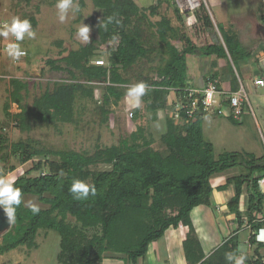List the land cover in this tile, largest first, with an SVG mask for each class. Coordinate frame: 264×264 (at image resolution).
Returning a JSON list of instances; mask_svg holds the SVG:
<instances>
[{"label":"trees","instance_id":"obj_1","mask_svg":"<svg viewBox=\"0 0 264 264\" xmlns=\"http://www.w3.org/2000/svg\"><path fill=\"white\" fill-rule=\"evenodd\" d=\"M92 1L105 15L98 27L99 38L94 42L106 45L117 41V50L109 58V67L90 64L97 55L94 45L70 52L64 61L69 67L78 69L88 82L110 83L105 87L104 107L101 108L107 117L110 111L105 107L110 105L111 99L119 102L129 89L130 80L120 70L128 73L153 49L142 41L141 30L135 27L134 20L141 16L145 19L146 15L134 0ZM80 3L83 5V0ZM173 5L182 20L180 8L176 3ZM203 5L194 15L202 32L214 33L216 40L212 45L197 47L189 36L181 33V29L173 28L168 19L155 24L159 40L168 41L169 46L166 50L160 48V55L166 58L160 56L157 75L139 77V83L144 82L148 87L141 97L140 107L133 109L135 119L143 116L142 105L153 121L159 120V112L173 107L170 103L172 91L181 92L189 86L184 67L179 66L182 58L200 53L231 59L236 66L239 60L247 57L232 28L219 29L224 44L215 28H208L211 26L210 14ZM157 8L152 6L150 13L157 14ZM31 23L32 27L36 26L33 19ZM169 38L182 46L171 44ZM69 73L77 80L75 73ZM216 78L217 75L211 73L206 77V83ZM12 85L11 97L21 103V93L27 91L28 85L17 79ZM237 90L232 88V91ZM79 92L89 97L94 95L93 88L83 83L56 82L53 89L34 101L32 109L21 105V113L11 115L7 111V115L17 120L21 128H28L31 116L43 123L70 124L75 120V100ZM204 117L203 111L193 118L185 114L178 120L166 116L159 142L147 134L145 127L139 126L118 145L97 147L93 154L66 150L34 151L22 143L12 145L11 151L21 164L35 159L39 162L14 180L13 186L21 191V204L17 207L15 222L1 235L0 255L21 247L37 249L40 233L55 231L60 236L58 264H103L105 259L117 260L120 264H140L153 243L161 240L167 231L184 226L189 229L184 242L188 264H229L226 254H239L237 237H231L206 259L192 222V213L200 206L211 205L214 190L211 178L214 175L242 166L245 174L228 179L226 185L217 189L223 191L234 185L235 196L229 203V212L235 216L239 228L247 222L245 225L252 232L251 245L257 247L258 260L254 263L263 264L259 251L264 244L258 241L257 235L264 225V190L259 183L264 178V156L258 158L244 151L216 156L214 145L204 136ZM4 138L1 132L0 146H4ZM50 157L55 158L49 160ZM101 166L105 169L101 170ZM34 172H37L35 176ZM0 177L4 175L0 173ZM75 179L94 185L95 195L75 199L69 191ZM244 196L247 208L242 211ZM26 197L36 198L43 206L38 214L34 215L31 207L26 205Z\"/></svg>","mask_w":264,"mask_h":264},{"label":"rangeland","instance_id":"obj_2","mask_svg":"<svg viewBox=\"0 0 264 264\" xmlns=\"http://www.w3.org/2000/svg\"><path fill=\"white\" fill-rule=\"evenodd\" d=\"M80 1L72 0V6L68 10L64 21L61 22L58 16L59 10L56 8L57 0H30L29 2L25 0H0V27L13 17H19L21 20L27 19L30 23L33 19L36 23V26L32 27L35 37L28 38L25 36V39L19 42L27 53V56L21 57L19 61L11 59L3 51L7 43L16 42L14 38L11 36L7 39L0 37V133L2 132L6 141L4 146H0V173L10 181H14L25 171L36 167L39 162V159H35L25 165L21 164L11 151L12 145L15 143H22L34 151L66 150L93 154L97 147L106 148L118 145L123 139L128 138L131 133L136 131L139 126L145 127L147 134L152 135L159 142L160 135L165 129L164 120L166 116H174L173 102L176 95L173 91L170 96V103L173 107L159 112L158 121L152 120L151 114L145 111L143 105V116L138 119H135V116L131 117L135 108L132 106L134 100L127 95L117 103L112 98L110 105L105 107L110 111L109 115L106 117L103 114L101 108L104 107L105 87L110 83L86 81L78 69H73L67 65L64 58L72 51H79L87 45H94L97 55L91 60L90 64L96 66L98 60H103L104 65L100 66L109 67V58L117 50L118 42L112 41L106 45L94 42L99 38L98 27L105 18L104 11L96 8L92 0H83V5ZM134 1L141 8L142 13L146 15L145 19H141V16L134 20L135 27L140 28L142 41L153 50L147 58L129 69L128 73L120 70V73L130 80L128 87L139 83L141 75L145 77H155L157 75L156 68L159 66L160 56H162L160 55V48L166 50L169 46L167 45L168 41L159 40L156 32L157 27L155 24L162 19H168L173 28L181 29V33L189 36L197 47L201 45L199 48H203V45L209 44L214 38L213 32H209V35L202 33L201 27L197 25L198 19L195 18V12L189 10L185 5L186 0ZM200 1L201 4H204L205 10L210 13L211 26L207 27L216 29L217 23L219 29H221L226 23L227 28H232L240 38L242 37L241 47L248 54L246 58L255 60L264 44V22L262 20V17H264V0H224L227 8L217 7V0ZM173 3L180 7L182 20H180ZM207 3H209L208 6ZM155 5L158 7L157 14H151L150 8ZM142 13L141 15H143ZM83 25L89 28L88 41L82 40L77 34L79 28ZM216 33L218 35V32ZM202 38L207 39L208 42L206 44L200 43ZM169 41L173 45L182 46V43L173 41L171 38H169ZM162 57L166 58L165 55ZM195 59L199 61L198 58ZM231 62L230 64L234 69V64ZM187 63V58H182L179 66H183L185 70V67L188 66ZM219 65H222V63L219 62ZM223 65L225 68L218 74L220 78L227 79L229 73L232 72L231 67L224 63ZM237 65L240 66L239 62L236 63V67ZM69 71L75 73L77 80L73 79ZM233 75H236L235 71ZM15 79L28 85L27 91L21 93L23 96L21 103L11 97L14 90L12 81ZM56 82H77L93 88L94 95L92 97L81 92L77 94L73 123H43L31 116L27 123L28 128H21L18 126L17 120L7 115V111L11 115L21 113V105L32 109L34 101L47 90L53 89ZM187 88L192 87L188 86ZM258 94L259 96L253 94L250 96L253 111L247 109L241 120L242 122L238 121L240 124H235L228 118L218 115L212 118L204 117V136L214 145L216 156L224 152L236 151H244L250 154L256 152V154L264 156V99L261 100V96H264V89L259 90ZM54 158L50 157L49 160ZM13 169L16 170L13 171ZM100 169L104 170L105 167L102 168L101 166ZM245 173L244 167L238 166L224 173L214 175L211 178V185L213 189L215 188L214 195L212 194L213 202L210 206H200L202 208L199 207L198 212L195 211L196 216L194 219H196V222L208 220V216H212L213 210L221 214L220 204H216L215 199L219 195H226L231 200L232 190L235 187L230 185L224 189L225 191H219L216 187L225 184L228 177L230 179ZM36 174L37 172H34L33 176ZM25 203L28 207L33 204L39 208L43 207L34 197H26ZM184 231L186 233V228ZM169 233L170 230L162 238L163 242L167 239L171 240ZM1 235L0 243L2 240ZM37 241L39 245L37 249L30 250L27 247H21L5 255H0V264H58L59 234L55 231L41 232ZM168 248L172 250L171 247ZM176 253L177 250L174 251V255ZM163 254L165 258L169 256L166 249H163ZM148 256L152 257L153 254ZM172 256L170 254V258ZM164 257L160 258V261ZM103 264L120 263L117 260L105 259Z\"/></svg>","mask_w":264,"mask_h":264},{"label":"crops","instance_id":"obj_3","mask_svg":"<svg viewBox=\"0 0 264 264\" xmlns=\"http://www.w3.org/2000/svg\"><path fill=\"white\" fill-rule=\"evenodd\" d=\"M216 3H217V7L227 8L224 0H217ZM208 5L209 3H207V6ZM225 24L222 28L229 29L227 28V24L226 25ZM216 27L217 28L215 30L216 32H218L219 39L221 40L222 44H224V41H223V38H222V35H221V32L219 30L217 23H216ZM263 31H264V28H263ZM202 33L203 34L207 33V35H209V32H202ZM215 40H216V37L213 38L209 44L203 45V46L212 45L214 44ZM240 41L241 43L243 42L242 37L240 38ZM206 42H208L207 39L202 38V40H200V43L202 44H206ZM199 47H201V45H199ZM186 58H187L188 66L185 67V72H186L189 87L197 88V89L204 88L207 84L206 77L209 74L214 73L217 75L216 79L220 82V85H219L220 88L225 92L235 93V91H232V88L233 90H234V87L238 88L237 91L243 88L250 99V96L252 94L255 96H259L258 91L264 89V87L255 85L256 80L261 79V78L264 79V44H263V47L259 50L258 57L255 60L250 59V58L249 60L244 57L245 58L244 60L242 59L239 60L240 66L237 65L236 67L234 65V69L230 64L231 59H218L217 57H210L208 55H203L200 53L196 55H188ZM195 58H198L199 61H197ZM219 62H221L222 65H219ZM223 63L231 67L232 72L229 73V78L227 79H224V77L223 79L220 78V75L218 74L220 73L221 70L223 71V69L225 68ZM234 71L236 73L235 76L233 75ZM262 99H264L263 95L261 96V100ZM209 118H212V117H209ZM225 118H228L229 120L232 119L227 116ZM252 153L256 155V157L258 158L262 157V155L256 154V152H252ZM228 179L229 177L227 178V180ZM227 180H226V183H227ZM225 184L218 185L216 189L219 186H223ZM263 190H264V186H263ZM213 195H214V190H213ZM234 196H235V189L232 190V198ZM231 200H229L226 197V195H222V196L219 195L215 199V201H216V204H220L221 214L218 211L216 213L213 210L212 216H208V220H205V221L196 222V219H194V217L196 216L195 213L198 212V210L202 207L196 208L193 211L192 222L196 230L198 239L200 241L203 254L205 258L208 259L227 240H229L233 236H236L238 243H239L238 256L243 254L246 257L245 264H255L254 261L258 260V257L256 253V248H257L256 245H251V242H250L252 232L249 226L246 227L245 224L247 222H244V225L241 228L238 227L235 221V216L229 212L228 206ZM242 205L243 207H241V209L242 211H245L247 208L246 207L247 206L246 196L242 198L241 206ZM185 228L186 227L183 226V227H180L179 229L170 230L169 237H171V240L167 239L166 241L163 242L161 239L158 242L153 243L149 249L147 256L141 260L140 264H188L186 255H185L184 242L186 238L188 237L189 229L186 228L187 231L185 233L184 231ZM260 229H264V225ZM261 243L264 244V242H261ZM168 247H171L172 250H170ZM163 249H166L167 254H169L167 258L164 257ZM175 250H177L176 255H174ZM262 250L264 249L261 248L259 252H260V255L263 257L261 259V262L264 264V252H262ZM151 254H153V256L149 257L148 255H151ZM170 254L173 255L171 258H170ZM162 257L164 258L162 261H160V258ZM156 260L158 261L156 262Z\"/></svg>","mask_w":264,"mask_h":264},{"label":"clouds","instance_id":"obj_4","mask_svg":"<svg viewBox=\"0 0 264 264\" xmlns=\"http://www.w3.org/2000/svg\"><path fill=\"white\" fill-rule=\"evenodd\" d=\"M71 6L72 0H57L56 8L59 10L58 16L61 22L64 21ZM77 34L82 40H89V28L87 26H81ZM9 36L13 37L16 42L7 43L3 51L11 59L19 61L21 57L27 54L19 42L23 41L25 36L28 38L35 37V32L32 30L30 21L27 19L21 20L19 17H13L10 21L5 22L2 27H0V37L7 39ZM147 87L148 85L144 82L129 87L127 96L133 98V107H140L141 97L145 95ZM207 95L211 97L212 92L208 91ZM61 174L63 173L61 172ZM259 183L264 186V178H261ZM13 185L14 181H10L6 177H0V208L4 210L10 224L15 222L16 210L21 204V191ZM69 191L77 200L87 199L90 194L94 196L96 193L94 185H88L79 179L72 181ZM30 210L34 215L38 214L40 211L39 207L34 204L31 205ZM257 239L264 242V229L259 230ZM226 259L229 261V264H245L246 257L243 254L236 256L230 253L226 254Z\"/></svg>","mask_w":264,"mask_h":264},{"label":"built area","instance_id":"obj_5","mask_svg":"<svg viewBox=\"0 0 264 264\" xmlns=\"http://www.w3.org/2000/svg\"><path fill=\"white\" fill-rule=\"evenodd\" d=\"M185 3L187 8L194 12L201 6L200 0H186ZM96 63L98 66L104 65L103 60H98ZM255 85L264 87V79L256 80ZM208 91L212 92L211 97L207 95ZM173 93L176 95L173 102L175 110L173 117L176 120L180 119L182 114L193 118L198 112L203 111L205 117L218 115L241 121L246 110H252L250 99L243 88L235 93L225 92L220 88L217 79L209 80L202 89L186 88L181 92L173 90ZM131 117H133V113Z\"/></svg>","mask_w":264,"mask_h":264},{"label":"water","instance_id":"obj_6","mask_svg":"<svg viewBox=\"0 0 264 264\" xmlns=\"http://www.w3.org/2000/svg\"><path fill=\"white\" fill-rule=\"evenodd\" d=\"M12 224L9 223L6 214L2 208H0V234H4L11 228Z\"/></svg>","mask_w":264,"mask_h":264}]
</instances>
